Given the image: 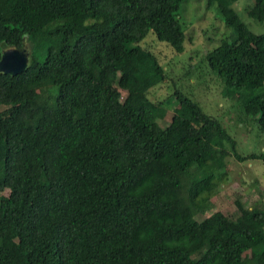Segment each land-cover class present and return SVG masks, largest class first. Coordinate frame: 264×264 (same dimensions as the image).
Wrapping results in <instances>:
<instances>
[{"label":"trees","instance_id":"1","mask_svg":"<svg viewBox=\"0 0 264 264\" xmlns=\"http://www.w3.org/2000/svg\"><path fill=\"white\" fill-rule=\"evenodd\" d=\"M186 1L0 0V62L32 45L23 72L0 74V264H264V206L196 219L229 158L264 153L239 154L180 91L163 127L169 104L149 98L168 75L143 43L185 53ZM206 1L230 33L204 61L264 132V33L241 0ZM249 1L264 25V0Z\"/></svg>","mask_w":264,"mask_h":264},{"label":"rangeland","instance_id":"2","mask_svg":"<svg viewBox=\"0 0 264 264\" xmlns=\"http://www.w3.org/2000/svg\"><path fill=\"white\" fill-rule=\"evenodd\" d=\"M252 4L249 0H241L236 5L243 21L256 33H264V25L254 22L248 17L245 9ZM207 8L206 0H189L181 5L180 22L186 32V51L178 55L174 49L160 42L154 35L143 43L149 46L165 68L168 80L153 88L149 98L153 102L168 103L169 112L161 126L166 127L180 106L175 103V92L180 91L198 103L210 116L217 119L238 142V152L242 156L264 153V132L260 131L251 116L244 114L238 102L223 95L224 86L220 79L210 72L204 54L220 45L228 37L230 31L215 13ZM27 62L32 57V45L26 44L22 52ZM122 100L127 96L122 92ZM167 106V105H166ZM6 107L1 106L0 111ZM227 177L219 193L213 197V208L196 219L203 221L215 212H223L232 216L236 211V200L240 199L247 208L264 206V161L253 160L244 163L235 158L227 160ZM243 264H254L251 252L243 257Z\"/></svg>","mask_w":264,"mask_h":264},{"label":"water","instance_id":"3","mask_svg":"<svg viewBox=\"0 0 264 264\" xmlns=\"http://www.w3.org/2000/svg\"><path fill=\"white\" fill-rule=\"evenodd\" d=\"M24 49L18 50L10 48L4 52L3 58L0 62V74L17 75L28 67L30 63L27 62L26 58L22 54Z\"/></svg>","mask_w":264,"mask_h":264}]
</instances>
